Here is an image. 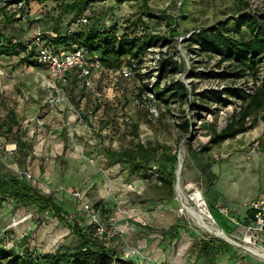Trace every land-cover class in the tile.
I'll use <instances>...</instances> for the list:
<instances>
[{
  "label": "rangeland",
  "instance_id": "374dc122",
  "mask_svg": "<svg viewBox=\"0 0 264 264\" xmlns=\"http://www.w3.org/2000/svg\"><path fill=\"white\" fill-rule=\"evenodd\" d=\"M60 4L31 0L20 11L0 0V32L5 44L19 51L17 56L0 57V124L13 117L14 132L18 130L28 145L21 150L13 135L0 133V164L21 182L52 197L57 206H64L63 221L49 211H44L45 217L39 212L31 219L33 230L27 228L23 234L17 227L28 214L13 198L0 197V211L13 208H7L10 213L0 247L20 252L35 249L40 254L75 247L78 238L71 228L90 225L82 210L86 202L94 207L101 203L96 207L108 228L110 247L126 263L264 264L263 258L247 250L264 253V233L231 224L229 235L225 234L213 216L217 210L206 201L208 190L219 179L239 198L258 195L264 199V115L258 116L254 129L212 146L207 153L202 151L210 139L204 126L215 123L219 130L225 128L240 106L236 90L250 92L255 79L252 75L236 79L228 62L219 67L220 57L191 38L226 21L237 22L238 29L248 35L242 20L264 14V0H128L122 4L96 0L83 15L89 19L87 29L116 28L118 35L151 39L139 59L140 70L130 79L113 76L104 68L92 70L90 87L73 70L70 80L59 83L55 93L49 70L35 66L33 60L24 62L20 45L39 29L51 37L58 17V30L68 29L73 15L63 14ZM161 60L180 67L159 80ZM177 80L190 90L194 87L198 95L187 99L168 95L166 103L155 98L153 87L158 81L163 88ZM263 82L259 74L258 84ZM185 121H190L189 134L181 128ZM138 143L167 147L175 156L172 184L164 182L166 174L157 172L159 164L152 163L143 178L111 159ZM220 185L212 187L211 194ZM75 192L82 201L75 200ZM197 192L215 220L207 219L208 224L222 236L200 227L185 210L184 205L197 210L190 199ZM35 207L41 211L36 205L29 208ZM62 230L68 235L60 234Z\"/></svg>",
  "mask_w": 264,
  "mask_h": 264
},
{
  "label": "trees",
  "instance_id": "16d2710c",
  "mask_svg": "<svg viewBox=\"0 0 264 264\" xmlns=\"http://www.w3.org/2000/svg\"><path fill=\"white\" fill-rule=\"evenodd\" d=\"M31 0H7L8 5H15L24 2L25 7ZM61 1L60 8L63 14H72L73 18L68 23L66 31L58 30L60 17L56 21L55 34L51 37L50 33L42 30V39L49 45L58 48L71 49L80 47L87 52V56L93 61L97 59L101 66L107 70H119L123 67H133L134 75L140 70L139 59L151 43V39L134 36L130 38L128 33L118 35L115 29H87L85 26L75 27L76 21L84 15L91 3L96 0H50ZM128 0H115L116 4H122ZM24 10V9H19ZM89 20V19H88ZM241 27H244L247 34L238 29L237 22L233 24L230 21L219 23L207 29L194 33L192 42L197 43L205 51H212L220 57L219 67L223 63H229L232 70L231 75L236 79H242L252 75L255 79L254 88L248 92L245 89H237L236 93L240 100L239 108L233 113L230 121L225 128L219 130L215 123L205 125L204 128L209 130V143L202 148L203 153L210 151L212 146H219L229 140L254 129L257 125L258 116L264 115V82L258 84L259 74L264 76V14L248 15L242 20ZM67 28V27H66ZM125 31V30H124ZM49 36V37H48ZM6 38L0 32V57H11L19 55L16 46L6 43ZM31 38L20 45L21 53L24 55V62L31 60L35 66L42 67L36 62L37 52L31 47ZM195 50V49H194ZM177 62L161 60L159 64V80H163L167 74L179 69ZM174 70V71H172ZM219 74V73H216ZM221 74V73H220ZM70 80L69 75L66 77ZM72 81V80H71ZM158 81L153 87V93L157 100L167 102L168 95L176 98H188L196 96L198 93L194 87L189 89L188 85L180 80L165 83L162 88ZM195 103L193 102L192 107ZM17 121L11 117L9 122L0 124V133L11 134L16 138V142L21 150L28 148L23 141L19 131L14 132V125ZM6 128V129H5ZM185 134H189L191 125L190 121H185L181 125ZM17 146V147H18ZM167 147L145 146L138 143L136 147L115 153L111 159L117 163L123 164L129 168L135 175L145 178L149 167L152 163L158 165V173L166 174L164 182L175 178V156L168 152ZM164 150L160 158L158 153ZM168 171V172H167ZM213 175V174H212ZM161 176V175H160ZM172 191V189H171ZM0 197H11L18 202L21 207L38 206L42 211H49L54 217L63 219L64 212L61 207L57 206L52 197L42 195L35 187L26 182H21L17 176H12L8 170L0 164ZM98 203L96 206L98 207ZM94 207L97 211V207ZM225 210V209H223ZM251 211V210H249ZM251 216L238 219V225L249 228L255 219V212ZM101 218V217H100ZM235 219V217H233ZM63 221V220H61ZM229 222H232L231 219ZM71 233L78 238L77 245L65 250H57L54 253L40 254L38 251L25 250L20 252L16 248L7 249L0 247V264H134L126 263L121 254L110 247L111 241L95 236V225L91 224L86 227L76 225L71 228Z\"/></svg>",
  "mask_w": 264,
  "mask_h": 264
},
{
  "label": "built area",
  "instance_id": "2783aa9c",
  "mask_svg": "<svg viewBox=\"0 0 264 264\" xmlns=\"http://www.w3.org/2000/svg\"><path fill=\"white\" fill-rule=\"evenodd\" d=\"M25 6L24 2H19L15 4L17 9H23ZM88 24V19L85 16H81L75 23V27L85 26ZM31 47H34L37 55L36 62L45 69H48L53 77L52 87L55 93L59 92L58 84L66 81V77L73 70H77L80 73L81 77L84 78V81H87V86H91L88 81L89 76L91 75L92 70H101L103 67L100 62L95 59L91 60L87 56V52L80 47H72L71 49L58 48L49 45L42 39V31L39 29L36 31L31 39ZM133 67H123L119 70H109V73L113 76H119L123 79H130L134 75ZM30 178V176H29ZM72 196L75 200L82 201L80 193H72ZM248 210L254 211L255 219L249 226L248 230H256L260 233H264V199L258 197L257 199L251 200L247 203ZM82 210L85 213L86 217L89 220L90 225H95V236L99 238H104L106 240L109 236L107 227L105 224H102L99 211H97L91 204L83 202ZM224 213L225 210L221 209ZM112 219H109L111 222ZM111 224V223H109ZM107 228V229H106ZM112 238L111 240H113Z\"/></svg>",
  "mask_w": 264,
  "mask_h": 264
},
{
  "label": "crops",
  "instance_id": "0c3cea01",
  "mask_svg": "<svg viewBox=\"0 0 264 264\" xmlns=\"http://www.w3.org/2000/svg\"><path fill=\"white\" fill-rule=\"evenodd\" d=\"M52 35H54V34L52 33ZM212 172H213V174H216V173H214V169ZM220 182H222V183H220ZM225 183H226L225 180L220 181V179H219L215 183V185H213L212 187L217 188L218 185L221 184L220 187L215 192V194H213V193L211 194V189H212V187H211L208 190V194L206 195V197L208 198L206 201H209L211 207L214 210H217V213L216 214L213 213V216L216 219L220 229L225 234L229 235V233L231 231V227H230L231 224L234 225V227L236 226L235 223L238 221L236 218H238V219L245 218V217L251 216V214L253 213L252 211L248 210L247 203L249 201L257 199L258 197H261V196L253 195L251 197L242 196L239 198V197H237V194H238L237 191L236 190L233 191L232 188L230 187V185H226ZM242 189L244 190V187H242ZM259 195H261V194H259ZM237 201H239V202H237ZM65 207H67V206L65 205ZM7 208H9L10 210L13 209L12 206H7L3 210L0 211V235L4 231V230L2 231V228H4L5 225L8 224L7 223L8 222L7 217L9 216L8 214L10 213L9 212L10 210L7 213ZM61 208L63 210L64 206H62ZM23 209H24V212L28 214V216L25 217L23 220L25 223L23 225L21 224V226L19 225L17 227V230L22 231L23 234H25L24 232H25V230H27V228H29V230H30L29 232H31L33 230V223H31V221H32L31 219H33V217H35V216L36 217L40 216L39 212L44 217L48 216L44 211H42V210L38 211L37 207L31 208V209L29 207H26V208L23 207ZM221 209H225V213H223ZM35 213H37V214L35 215ZM22 216H23V214H22ZM233 217H235V219ZM227 219L228 220L231 219L232 222L230 223ZM226 220H227L226 226H221V223H224V221H226ZM63 232L64 231L62 230L60 232V234H62L64 236L68 235V233L63 234ZM0 241H2L1 236H0ZM39 252L41 253L40 250H39ZM44 253H54V252H44Z\"/></svg>",
  "mask_w": 264,
  "mask_h": 264
},
{
  "label": "bare ground",
  "instance_id": "6f19581e",
  "mask_svg": "<svg viewBox=\"0 0 264 264\" xmlns=\"http://www.w3.org/2000/svg\"><path fill=\"white\" fill-rule=\"evenodd\" d=\"M177 192H180V187H177ZM179 198H181L180 194H179ZM191 201L196 205L197 210H192L189 209L188 207H185V210L187 211V213L194 219V221L202 228L206 229V231H212L214 233H217L219 235H223L221 231H218L216 229H213L210 224H208L207 219H209V214H207L208 212L205 211V201L203 199V196L200 192L194 193L191 197H190ZM232 242V244H234L235 246H238L234 241L230 240ZM247 249V248H244ZM250 253L263 258L264 259V253L258 251V250H253V249H247Z\"/></svg>",
  "mask_w": 264,
  "mask_h": 264
},
{
  "label": "water",
  "instance_id": "95a60500",
  "mask_svg": "<svg viewBox=\"0 0 264 264\" xmlns=\"http://www.w3.org/2000/svg\"><path fill=\"white\" fill-rule=\"evenodd\" d=\"M176 177H177V181H179V171L176 172ZM205 211L208 212L207 214H209V218L215 222V220H214L212 214L209 212V210H208L206 204H205ZM222 234H223V233H222ZM230 243L232 244L231 241H230Z\"/></svg>",
  "mask_w": 264,
  "mask_h": 264
}]
</instances>
